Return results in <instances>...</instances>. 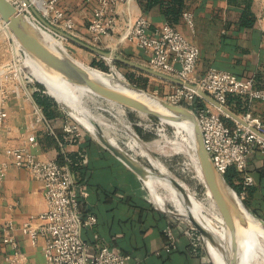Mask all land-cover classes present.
Segmentation results:
<instances>
[{"label": "crops", "instance_id": "0c3cea01", "mask_svg": "<svg viewBox=\"0 0 264 264\" xmlns=\"http://www.w3.org/2000/svg\"><path fill=\"white\" fill-rule=\"evenodd\" d=\"M98 1H59V7L73 20L76 38L81 41L91 42L89 25ZM191 3L188 13L193 15V28L182 18L177 30L200 51L196 77L203 78L210 68H217L241 80H251L256 89H263L264 0H253L256 22L252 28L241 26L240 11L230 8L228 0H194ZM139 17L148 19L153 28L167 24L159 9L145 13L138 0H124L107 15L106 24L112 30L111 37L102 39L99 47L132 62L147 63L148 56L125 40L127 28ZM29 62L34 71H39L31 60ZM242 105H233V108L241 110L247 106V112L259 118L264 125V102L247 99V104ZM36 107L39 106L29 95L28 98L13 96L7 105L8 120L0 131V164L7 167L0 186V264H6L7 257L13 253L11 246L3 243L4 227L10 222L15 227L13 237L18 249L26 255L28 263L45 264L48 236H40L37 244L32 245L21 230L31 217H38L46 211L45 189L28 170L18 168L10 161L8 152L19 148H25L38 161L62 160L70 166L77 183L84 188L83 216L94 215L98 219L94 229L83 231L84 239L92 246L91 253L95 251L94 235L97 234L100 244L119 250L132 264H205L204 252L196 240L201 234L200 225H195L190 219L193 233H184L177 223V217L182 216L167 210L168 199L171 203L173 200L171 195L167 199L166 193L160 192L166 191L165 187L159 186L158 181L159 185L154 186L146 183L144 180L148 177L138 176L119 160L100 126L97 139L86 130L87 133L72 139L64 130L66 119L59 109L58 117L46 125L38 120ZM137 136V142L143 147L142 142L150 140L144 137V133L143 136L138 134V129ZM30 138L36 141V145ZM148 155L154 160L153 167L160 164L155 156ZM129 161L153 174L149 168ZM246 173L254 180V185L247 188L245 195L248 206L264 221V150L256 148L253 151ZM154 175L162 178L160 172ZM33 224L38 226L40 222L35 220ZM168 227L173 230L175 242L166 250L165 231Z\"/></svg>", "mask_w": 264, "mask_h": 264}, {"label": "built area", "instance_id": "2783aa9c", "mask_svg": "<svg viewBox=\"0 0 264 264\" xmlns=\"http://www.w3.org/2000/svg\"><path fill=\"white\" fill-rule=\"evenodd\" d=\"M59 1L8 0L36 28L47 30L61 38L45 27L34 11L51 26L76 37L75 24L59 7ZM123 1H98V7L89 25L90 41L93 45L99 46L102 39L111 37L112 30L110 25L106 24V17L113 12V8L118 3ZM183 18L186 24L193 28V15L186 12ZM1 22L5 24L2 19ZM125 40L148 56L147 66L150 69L196 87V90H191L187 87L173 86L170 102L183 106L195 114L205 148L217 172L224 176L230 168H235L243 177L244 188L253 186L254 180L246 170L253 151L256 148L264 150V138L256 133L257 131L264 135V125L251 112L238 115L248 126L242 125L209 104L198 92L207 94L217 103L228 108L226 103L229 95L243 96L250 102H264V88L256 89L253 81L241 80L217 68H210L203 78L198 79L195 75L200 57L198 47L169 24L153 28L148 19L139 17L127 28ZM14 56L15 66L12 65L8 70L3 69L2 73L9 74L12 80L26 87L22 67L18 65L24 60L22 56ZM9 99H11L10 93L0 88V131L9 117L7 110ZM118 106L123 108L120 104ZM36 114L39 121L49 124L41 108L36 107ZM223 118L231 120L233 125H227ZM64 130L72 139L80 137L77 127H71L68 123L64 125ZM30 141L36 145L33 138H30ZM8 155L16 167L28 170L34 179L43 183L47 209L38 217H31L21 230L29 237L32 245L37 244L40 236H48L44 250L45 264H132L119 250L100 244L97 234L94 235L95 251L91 253L92 246L84 239L83 231L94 229L98 219L94 215L83 216L81 204L85 196L84 188L77 183L68 164H61L57 160L38 161L25 148L9 151ZM6 170V165L0 164V186ZM245 195L242 193L241 198L244 199ZM35 220L40 222L38 226H34ZM14 230L15 227L11 222L4 227L3 243L10 245L13 250V253L7 257L6 264H29L26 255L18 249V243L13 237ZM165 236L166 250H168L175 242L170 227L166 229Z\"/></svg>", "mask_w": 264, "mask_h": 264}, {"label": "rangeland", "instance_id": "374dc122", "mask_svg": "<svg viewBox=\"0 0 264 264\" xmlns=\"http://www.w3.org/2000/svg\"><path fill=\"white\" fill-rule=\"evenodd\" d=\"M43 33L56 43L62 54L87 74L108 80L118 79L131 87H134V85L128 81L126 75H134L137 78L143 77L148 81L146 89L134 88L170 102L169 97L173 93L172 84L126 65L119 67L117 62L102 58L72 42L62 40L47 30L43 29ZM83 42L105 52L118 54L93 45L91 42ZM14 55L22 56L24 60L22 64L18 65L22 67L26 87L20 85L18 81L12 80L9 74L2 73L3 69L8 70L12 65L15 66L13 61L16 58ZM94 59L102 61L109 71L105 72L92 67L91 63ZM29 61L30 59L18 42L15 40V43H13L9 32L4 31L0 19V88H4L9 92L11 98L15 95L28 98V95H30L29 97L33 99L32 95L35 89L42 87L53 98L58 107L57 109L66 119V123L71 127H77L80 136L83 135V132H88L97 139L100 126L105 131L107 139L120 151L124 158L131 160L136 165H143L153 172L151 175L149 171H146V177H148L144 180L146 183L152 186L159 185L153 175L159 172L162 173V178L157 175L161 180L159 186L165 187L166 191L160 190V192L166 193L167 199L171 195V201L173 200L172 203L175 208L168 199L167 210L170 209L184 218L177 217V223L180 224L183 232L193 233L194 226L189 217H192L191 220L200 225L203 233H199L196 240L198 246L204 252L205 264H212V262L214 264H230V255L222 245L224 240L221 238L223 236L226 239V235L222 227L218 225H221L223 221L222 214L205 186L197 151L189 132L176 122L162 121L144 110L125 106L121 108L117 103L93 92L85 90L86 92L83 93L79 86L55 74L54 71L42 66L37 67L39 71H34ZM139 64L148 67L147 63L140 62ZM43 69L47 70L50 78L43 73ZM35 72L38 73L36 76ZM59 98L63 99V102ZM81 107H85L89 119L81 114ZM149 110L168 119L162 111L153 106ZM133 116L135 121H133ZM137 127L142 129L144 135H146L145 137L150 138L147 142L141 141L144 147L137 142ZM129 148L134 151H130ZM148 153L155 156V160L160 164L153 167L154 160ZM177 192L181 194V198ZM188 203L190 205H187ZM207 219L211 220L212 223H206ZM207 234L215 236L216 243L223 248L224 257L210 249L206 240ZM259 240L264 249V233L259 234ZM209 258L212 262L209 261ZM250 264H264V254L260 251L256 252L252 256Z\"/></svg>", "mask_w": 264, "mask_h": 264}, {"label": "water", "instance_id": "95a60500", "mask_svg": "<svg viewBox=\"0 0 264 264\" xmlns=\"http://www.w3.org/2000/svg\"><path fill=\"white\" fill-rule=\"evenodd\" d=\"M34 13L40 20V22L50 31L57 34L64 40L72 42L94 53L95 55H98L105 59L113 60L117 63H121L133 69H137L142 73L171 83L174 86L187 87L191 90H196V87L194 85H190L171 76L154 71L149 67L127 60L117 54L105 52L96 47H93L77 39L75 36H72L58 28L51 26L36 11H34ZM0 18L7 25L10 33L13 35L19 45L25 50V52L33 58L42 62L47 68L51 69L52 71H55L60 74H66L72 79V82L84 85L89 88L93 93L127 108L132 107L142 110L144 105L157 104L167 114H169L171 118L163 119L158 115L152 113H149L150 115L156 116L162 121L185 123L188 126L187 131L191 135L197 151L205 186L208 188L217 207L219 208L226 226V230L228 232L230 264H240L237 243V230L240 223L242 225L245 223L243 212L248 213L252 217H254V219H256L262 225L263 228L264 221L252 212V210L248 207V205H246L244 200L236 193V191H234L226 183L224 177L221 176L215 169L213 161L205 148L202 133L195 114L191 110L183 106L173 104L157 96L151 95L143 90L132 87L135 90L139 91V97H132L114 89L108 88L103 84L93 80L86 72L76 67L64 54H61L59 51L49 46L44 41L38 29L29 21H27V19L23 15H21L8 2V0H0ZM198 93L209 104L218 108L221 112L226 114L228 118H231L241 123L242 125L248 126L238 115L230 111L228 108L217 103L207 94L201 91ZM256 133L264 138L263 134L257 131ZM111 149L114 154L117 155L119 160L128 165V167H130L138 176L142 178L146 177L147 173L145 170L136 167L135 165L130 163V161L124 158L120 151L114 148V146L111 147ZM226 189H229L232 192L240 212L237 211L236 203L234 202L233 198L227 195ZM194 224L196 225L195 222ZM200 231L202 232L201 228Z\"/></svg>", "mask_w": 264, "mask_h": 264}, {"label": "trees", "instance_id": "16d2710c", "mask_svg": "<svg viewBox=\"0 0 264 264\" xmlns=\"http://www.w3.org/2000/svg\"><path fill=\"white\" fill-rule=\"evenodd\" d=\"M194 0H138L142 10L145 13L157 8L159 9L162 16H164L166 23L174 27L178 28L180 25L184 13L188 12V9L191 6V2ZM253 0H228V6L235 10L240 11L241 21L240 24L243 28H252L254 23L256 22V16L252 11ZM119 67H123L125 65L121 63H117ZM92 67L98 68L102 71L108 72V67L102 62L94 59L91 63ZM128 81L134 85V87L140 89H146L147 87V79L143 77H135L126 75ZM33 99L36 104L41 108L45 117L48 121L55 119L58 117V110L55 101L53 98L46 92L42 87H38L37 91L33 93ZM201 104L203 102L200 101ZM242 104H247V98L238 95H229L227 97L226 106L230 107V109L234 113H246L247 106H244L241 110H235L233 105L235 106H243ZM227 125H233V122L229 119L223 118ZM138 129V134L143 136L142 129ZM145 137V135H144ZM61 164H66L62 160H60ZM71 169V168H70ZM226 183L241 197L242 193L246 194L247 189L244 188L242 175L237 172L235 168H230L227 173L223 176ZM246 205L248 202L243 199ZM249 207V206H248ZM183 218V217H182ZM184 219V218H183Z\"/></svg>", "mask_w": 264, "mask_h": 264}, {"label": "bare ground", "instance_id": "6f19581e", "mask_svg": "<svg viewBox=\"0 0 264 264\" xmlns=\"http://www.w3.org/2000/svg\"><path fill=\"white\" fill-rule=\"evenodd\" d=\"M3 29L4 31L6 32H9L10 34V37H11V40L13 41V43H15V38L13 37V35L10 33L8 27L3 24ZM38 29V28H37ZM38 31L40 32L41 36L43 37L44 41L49 45L51 46L53 49L59 51L61 53V51L59 50V48L56 46V43L54 41H51L49 38H47L45 36V34L43 33L42 30L38 29ZM19 44V43H18ZM22 48V47H21ZM23 49V48H22ZM21 50V49H20ZM24 50V49H23ZM25 51V50H24ZM26 53V52H25ZM21 54V53H19ZM27 54V53H26ZM62 54V53H61ZM28 58L34 63V65L37 67L39 66H42V67H45L46 69L52 71L51 69L47 68L42 62H40L39 60L33 58L32 56H30L29 54H27ZM110 60V59H109ZM42 70L43 73L45 75H47V77L50 78V75L49 73L47 72V70ZM55 74L57 75H60L62 76L64 79L72 82V79L66 75V74H60V73H57L54 71ZM38 73L35 72V76L37 75ZM93 80L103 84L104 86L108 87V88H111V89H114L116 91H119L123 94H126V95H129V96H132V97H139V91L135 90L134 88H132L131 86L121 82L120 80L116 79V80H108L106 78H101V77H94V76H91L90 74H88ZM22 82V81H21ZM23 83V82H22ZM21 83V84H22ZM74 83V82H72ZM75 85L79 86L80 90L85 93L87 90L88 92H92L89 88H87L86 86L84 85H81V84H78V83H74ZM60 99V98H59ZM62 102H63V99H60ZM65 102V101H64ZM79 102V101H78ZM83 105V104H82ZM155 107L157 108L158 110L162 111L164 113V116L171 118V116L169 114H167L159 105L157 104H147V105H144L142 110L148 112V113H152V114H155V115H158L159 117L163 118V119H166L165 117H162L160 116L159 114H156L154 112H150V108L151 107ZM81 114L88 118L89 117V114L87 112V110L85 109V107H81ZM89 119V118H88ZM178 123L180 126H182L186 131H187V125L185 123H179V122H176ZM154 178L156 179V181L160 182L161 183V180L160 178L157 176V175H153ZM178 193V192H177ZM226 193L228 196H230L231 198H233L234 202L236 201L232 192L229 190V189H226ZM178 195L181 197V194L178 193ZM209 195L210 192H209ZM236 203V202H235ZM187 205H190V203H188ZM183 207V205H182ZM185 208V207H184ZM236 208H237V211L240 212L238 206H237V203H236ZM243 215H244V221L245 223L242 225L240 223V225L238 226V230H237V243H238V251H239V258H240V264H250V260L252 259V256L260 251L261 253L264 254V249H263V246L259 240V234L261 233H264V228L262 227V225L256 220L254 219V217H252L250 214L248 213H245L243 212ZM189 219H192V217H189ZM207 222L206 223H212L211 220L207 219L206 220ZM243 221V222H244ZM220 227H222V229L224 230V233L226 235V239L222 236L221 238L224 240V242L222 241V245L224 246L226 252L229 254V239H228V232L226 230V226H225V223L224 221L221 222V225L218 224ZM208 235V234H207ZM215 237V236H214ZM213 236H210L208 235L206 240H207V243L209 244L210 246V249L213 250V251H216L218 252L221 256L224 255V251H223V248L221 246H219L217 243H216V238H214ZM224 257V256H223Z\"/></svg>", "mask_w": 264, "mask_h": 264}]
</instances>
